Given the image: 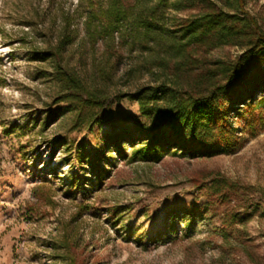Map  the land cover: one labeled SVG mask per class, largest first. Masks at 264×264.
Returning a JSON list of instances; mask_svg holds the SVG:
<instances>
[{
	"label": "rangeland",
	"instance_id": "374dc122",
	"mask_svg": "<svg viewBox=\"0 0 264 264\" xmlns=\"http://www.w3.org/2000/svg\"><path fill=\"white\" fill-rule=\"evenodd\" d=\"M208 1L168 11L166 25L222 11L236 28L239 18L253 19L264 35V0ZM78 4L0 0V264H264L261 48L241 37L235 45L208 40L159 69L162 48L114 52L90 43ZM64 36L63 64L102 91L82 110L81 126L71 104H56L54 62L43 59ZM100 68L112 75L98 77ZM236 68L241 80L228 86L225 71ZM160 86L179 96L217 93L215 150L171 146L158 162L131 157L158 128L154 112H140L138 94ZM160 98L158 105L170 104ZM63 233L68 254L55 249Z\"/></svg>",
	"mask_w": 264,
	"mask_h": 264
},
{
	"label": "trees",
	"instance_id": "16d2710c",
	"mask_svg": "<svg viewBox=\"0 0 264 264\" xmlns=\"http://www.w3.org/2000/svg\"><path fill=\"white\" fill-rule=\"evenodd\" d=\"M78 1L77 10L81 9L84 14V33L90 43L94 44L99 40L107 42L108 47L114 52H118V48L126 45L130 47L137 45L140 53L148 54L162 48L166 58L158 66L159 69H167L172 61H183L190 45L208 40L212 43L220 41L235 45L241 37V40H247L252 44L255 51L261 48L258 54L264 53V35H256L257 25L253 19L239 18L241 27L236 28L235 17L222 11H213L192 20L186 26L183 24L181 28L166 25L168 11L193 9L207 4L208 0ZM68 40V36L62 37L54 48L45 52L43 59L54 62V78L61 87L56 104H71L77 110L74 125L81 126L88 120L82 110L91 108L92 97L102 94V91L88 89L81 77L72 68L63 64V50ZM96 73L102 79L112 75V71L106 68H100ZM225 74L228 86L235 85L242 76L239 68L228 69ZM260 93L264 95V87ZM165 95L170 96V104L164 108L158 105V102L161 101L160 97ZM83 97L87 99L84 100ZM218 99L215 92L204 97H193L189 94L176 95L166 86L144 89L137 98L139 110L143 116H148L150 111L154 112L157 124L155 127L158 128L147 134L149 138L147 143H139L137 147H132L131 157L141 162H158L162 158L163 148L171 146L189 153L195 150L207 154L215 150L218 147L216 140L221 131ZM255 102L250 94L249 104ZM258 102L264 104V97ZM150 103L152 106L149 108ZM59 108L58 106L53 113H48L51 122L56 120ZM174 141L176 143H173ZM63 236L55 249H64L68 254L69 248L62 244L67 241L65 233ZM69 263L72 264V260L69 259Z\"/></svg>",
	"mask_w": 264,
	"mask_h": 264
}]
</instances>
